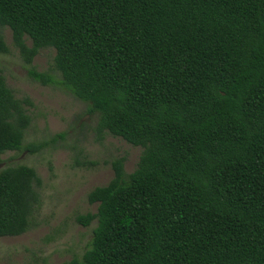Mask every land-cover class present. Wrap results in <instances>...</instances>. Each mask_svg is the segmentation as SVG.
I'll use <instances>...</instances> for the list:
<instances>
[{"label":"trees","instance_id":"16d2710c","mask_svg":"<svg viewBox=\"0 0 264 264\" xmlns=\"http://www.w3.org/2000/svg\"><path fill=\"white\" fill-rule=\"evenodd\" d=\"M6 28L32 79L99 114V141L143 148L88 193L76 221L97 224L68 264H264V0H0V53ZM31 106L0 70V162L47 146L24 145ZM41 186L32 166L0 169V237L33 227Z\"/></svg>","mask_w":264,"mask_h":264},{"label":"rangeland","instance_id":"374dc122","mask_svg":"<svg viewBox=\"0 0 264 264\" xmlns=\"http://www.w3.org/2000/svg\"><path fill=\"white\" fill-rule=\"evenodd\" d=\"M5 39L10 52L0 53V70L18 98L29 96L33 101L24 145L48 144L36 152L23 148L1 156L0 169L7 165L32 166L42 186L33 227L18 236L0 237V264H68L84 253L97 224L93 220L83 226L76 221L78 214L97 210V204L88 201V193L111 180V162L118 157L126 156L125 171L132 172L143 148L111 134L99 141L95 131L99 114L89 113L88 103L61 83L45 85L32 79L28 65L13 45L10 28L5 29ZM54 55V49H44L33 63L41 71L52 69ZM53 72L61 78L58 71ZM86 160L95 163H78Z\"/></svg>","mask_w":264,"mask_h":264}]
</instances>
